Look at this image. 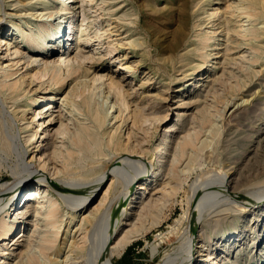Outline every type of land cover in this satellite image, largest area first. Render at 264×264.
I'll return each instance as SVG.
<instances>
[{"label":"rangeland","instance_id":"rangeland-1","mask_svg":"<svg viewBox=\"0 0 264 264\" xmlns=\"http://www.w3.org/2000/svg\"><path fill=\"white\" fill-rule=\"evenodd\" d=\"M41 2L42 0H0V37L9 38L11 25L15 23H19L22 29L15 34V41L24 37L26 32L34 30L36 27L34 24L38 20H33L32 17L43 11L46 14L40 18L45 20L49 11H52L50 7L53 8L55 5L52 1L51 4L47 3L44 5V9H41L43 7ZM226 2L228 0H219L212 6L224 8ZM170 3L166 4L165 0H74L72 4L75 11L63 15V28L65 25L69 35L71 27L68 26L69 22H72L73 36L70 40L64 38L66 42L62 45V50L63 48L65 51L68 48V51L72 50L70 57L77 52L78 30L80 22H84L85 25H88L85 32L88 31L90 37L88 46L79 45L80 53L86 57L84 62L96 67L95 74L111 73L113 76L123 77V83L128 92L131 93L126 97L129 107L123 111L124 115L129 114L131 116H128V119L122 124L123 126L121 125V129L117 128L120 120H115L110 115L107 117L104 126L96 128L98 129L99 141L103 145L104 154L93 155L85 152L80 159L76 156L75 158L71 157V160H68L69 171L65 170L66 172L57 174V178L64 182L63 187H54L50 183L53 181L50 178L53 177V171L62 168V158L66 155V149L72 147L68 136L71 135L74 126L71 123L72 120L66 119L65 108L61 105L60 99L68 87H71L72 81V86H78L80 83L78 79L83 77L68 79V83H65L64 88L57 92V96L52 100L50 99V106L47 111L43 112L47 108V106H45L46 108L43 107L46 102H39L36 110H40L41 113L34 121L29 122L31 115L29 106L32 105L29 100L30 97L41 94L51 83L46 79L47 74L43 76V81L38 79L37 76L40 73H38L40 71L38 61H35L37 64L34 62L27 64L26 56H24L17 63L18 65H15L19 70L13 76L16 78L22 74L26 76H24L26 80H24L23 85L30 78L33 81L30 86L24 87L27 88V93L21 92V88L16 94L18 96L14 95V97L7 92V89H0V129L9 138L7 149L0 142V195L15 184L18 180V175L15 176V172H20L22 164L31 158L28 167L32 168L29 173L33 177L25 181L23 179L17 181V183L19 182V190L13 203L18 202L22 195L26 198L29 189L38 191L41 197L29 198V203L25 207L29 205L31 210L19 219L21 227L23 223L27 224V232V229L32 230L35 225L42 224V214H35L33 207L38 204V201L45 200L51 194L57 198L60 206L59 217L63 218L59 221V239L64 235L67 227L70 229L74 222H78V217L83 211L94 210L92 224L87 227V237L85 240L81 238L80 242L87 247L86 254L88 257L84 264L87 262H89L88 264H101L99 250L104 230L109 226V223L113 226L111 243H115L123 231L132 227V224H124V221L131 220L133 223L140 213V207L134 208L135 203H137L134 201L142 199L143 190L137 188V185L143 182L145 177L136 178L134 180L136 182L132 183L129 182L127 176L120 175L118 180L114 178V187L104 198L103 192L111 180L112 172L107 171V174L102 176L101 182L91 194L90 189L74 190L75 187L73 186L76 184L83 188H91V183H95V180L99 179L100 175L106 172V169L109 170L110 165L116 159L123 158V160L132 161V168L140 170V172L148 169L150 171L149 178L152 176L149 185L153 188L157 186L159 181H163L169 168L176 167L177 175L172 178L174 182L171 184L177 182V191L170 194L164 193V195L162 192L156 193L151 196L152 199L151 197L148 199L150 200L149 205L154 204L155 199L159 197L162 199V196L165 198V202L160 210L156 209L151 215L148 214L147 216L142 210L145 217L142 215L143 221H141L144 222L145 229L141 228L140 235L138 233L132 236L131 241L125 245L121 253L112 257V262L114 264H184L189 247L187 238L189 234L188 224H190L191 210L193 209L191 204L196 199V193L199 196L203 193L215 192L221 185H227L238 193L240 191L239 194L246 197L248 201H241L233 197L230 199L228 197L222 198L216 194L209 199V202L207 200L200 205L202 207L198 205L200 208L198 207L197 216L200 214L198 219L201 220L199 230L200 228L204 230L203 239L206 244H213L212 246L217 244V248H219L217 251L218 258L222 257V264H264L259 253L262 241L257 236L258 224L260 221L261 223L264 222V36L258 62H250L241 56L243 51L239 48L238 51L231 54L232 58L227 60H224L222 56L217 58L221 61L214 63L216 67H209V75H207L208 67L196 75L187 66L177 69L170 62H161L158 49L151 47L149 54L147 50V48L149 49L147 40L150 29L154 30V33L157 30L155 36H160L162 32L164 36L167 29L175 26V23L171 26L168 25L169 21L174 20V16L170 17L172 12L166 10V7L171 5ZM178 3L179 0H176L173 6L175 7ZM189 3L186 7L185 17L187 38L185 37L184 43L186 44L194 29L193 4ZM162 6L165 8L162 9ZM152 7L156 12V17L155 20L151 21L149 13H151ZM54 17L47 18V28H50V22L55 23L57 21ZM28 21H30V27ZM260 23L264 24V17ZM93 28H99L98 33L101 31L100 34L97 33L99 38ZM88 36H83V40H87ZM129 41L132 44H128ZM166 41L167 39L163 42ZM185 45H181L179 47L181 49L178 48L177 52H185V48H183ZM26 48L25 46L19 47L22 51H26ZM10 50L12 51V48ZM60 53L62 52L57 54ZM247 53L250 58L252 53L250 51ZM57 54L55 53V56ZM124 55H128L127 61L129 64L132 62L135 70L128 71V69L120 70L118 68L119 59ZM37 56L41 58L44 54L39 53ZM150 59L154 62H151ZM92 69L94 68H91V71H93ZM31 74L32 76H30ZM36 86L39 87L38 91L33 93L32 89ZM237 103H242L243 107L239 111L236 109L232 114L231 112ZM78 105L80 107H77V110L82 107L81 103ZM134 109L142 110L139 118L136 117L137 121H139L140 116L142 120L137 122L135 119L133 123L130 113ZM77 110H74L77 118L87 124L92 122L87 111L84 112V110L83 113L78 111L77 113ZM116 111L113 109L112 114H116ZM21 115L22 117H20ZM38 117L41 118L38 119ZM158 117L161 118L156 119ZM60 118H62V124ZM47 120L51 121V124H47ZM40 122L43 126H40ZM38 125L39 127H37ZM133 125L134 127H132ZM34 126L38 128L35 138L24 143V139L28 137L31 133L30 129ZM166 126H171L173 129L163 137L164 141L167 142L163 157L166 154L167 160L163 158L160 162L156 146L160 143L162 132ZM211 126L213 128L218 127L215 130L217 133H213V137L209 133ZM115 130L120 131V134L117 135ZM127 131L129 134L131 133V137ZM127 134L130 138L125 151L116 152L106 147L110 135L116 138L118 136L121 142H125ZM184 137L189 139L192 145L186 149L182 156H179L178 151L175 152L176 143ZM20 146L26 148L23 156L19 152ZM174 157L177 159L179 157L180 161L176 163V166H171ZM40 160L45 162L44 167L46 168L42 173L45 175V181L39 180L33 175L39 168ZM153 177L157 180L153 181ZM127 188H129L127 195H123ZM244 193L246 194L244 195ZM86 196L87 199L83 202ZM122 197L123 199H120ZM11 201L12 198L2 207L0 216L4 213V209H10L8 204ZM236 201L248 203L247 206L240 208L236 205L238 203ZM22 202H18V207L21 206ZM260 206L261 209L258 208ZM71 212L75 214V219L74 222L71 221L68 224L66 221ZM15 214L13 212L12 215ZM256 218H259L258 224H256ZM19 222H17V226ZM238 230L242 237L234 242L227 254L223 250L225 236H230ZM82 235L81 233L78 237H82ZM21 238L23 239L13 244H11L13 242L11 238V240L6 239L5 244L0 245V253L2 250L8 252L4 255L8 264L13 263L17 259L18 253L25 247L26 237L22 236ZM197 241L194 242L195 245L198 243ZM0 257H2L1 254ZM195 264L199 263L196 262Z\"/></svg>","mask_w":264,"mask_h":264},{"label":"bare ground","instance_id":"bare-ground-1","mask_svg":"<svg viewBox=\"0 0 264 264\" xmlns=\"http://www.w3.org/2000/svg\"><path fill=\"white\" fill-rule=\"evenodd\" d=\"M52 1H54L55 5L53 6V8L50 7V10L52 11H49V13L46 16V19L43 20L40 18L41 16L45 15L46 12L41 11L39 13H36L35 17H32L33 20H38V22L34 24L36 27L34 30H30L26 32L24 37L16 41L14 40L15 34L22 30L20 28L19 23H15L11 25V29H10L11 32L9 38L5 39L3 37H0V89L1 90L7 89V92H9L13 97L14 95L18 94L21 88H22L21 92L24 91L27 93L28 90L27 88L24 87L26 85L30 86V83L33 81V79L32 78H30V80L28 79V82L25 85H23L24 80H26V78L24 79L25 75L23 76L22 74L17 78L16 76H13L19 70L17 66L15 67V65H18L17 63L21 61V59H23L24 56H26L25 61L27 62V64L32 62L35 63V61L39 62L38 67L40 68V71H38V73L39 72L40 73L38 74V76L37 75L36 76L40 81H43L42 79L43 76L47 74L46 79H48L49 83L51 84L49 87L45 88L48 91L45 90L41 94L39 93V95H34L33 97H30L29 100L32 105L29 106L31 112V115L29 117L30 118L29 122H31L32 120L34 121L36 117L41 113L40 110H36L37 106H39L37 105L39 104V102H46V105H44L43 107L47 106V108L45 107L46 109L43 112L47 111L50 106L49 104L50 99L52 100L57 96V92H59L60 89L64 88V84L68 83L67 82L68 79H71V77L72 79H76V77H81V76L83 77L82 79H78L79 82L81 83V84L79 83L80 85L78 84V86L75 87L72 86L73 84L72 81L71 87H68V90L64 93V95H62L60 99L61 105H63V107L65 108L64 115L67 116L66 119L70 121L72 120L71 123L74 126L71 135L68 136L72 147L66 149V155H64V157L62 158L63 161L61 160L62 168L53 171V177L50 178L51 180H53L50 181V183H52L54 187H63L64 182L63 180L57 178V174L63 171L64 172L69 171L68 160L69 159L71 160V157L75 158L76 156L78 159H80L85 152L91 153L93 155L104 154L103 145H101L102 143L99 141L98 129L96 128H100L104 126L107 117L110 115L115 120L118 119L120 120L117 126V128H119L120 130L121 125L126 121V119H128V116H131L129 114L128 115L125 114L126 115L125 116L123 114V111H125L129 107V102L127 101L126 97L131 93H129L127 88L125 87V84L123 83V77H116L113 76L111 73L95 74L96 67L93 66L92 64H87L86 62H84V58L86 57L82 53H80L79 45L88 46L90 44L89 43L90 37L88 36V31H86L87 33L85 32L86 28L88 29L87 27L88 25H85L84 22H80V26H79L80 28L78 30L79 35L76 41L77 43L76 49L78 48L77 52L72 57H70V53L72 50L68 51L69 48L66 51L64 48L62 50V45L64 44V42H66L64 38L66 37L65 39L70 40L72 39L73 36V25L71 24L72 22H69L68 27H71V30L68 35L67 33L69 31H66L65 25L63 28L62 17H64L63 15H66L69 12L75 11L74 6L72 4L74 0H42L41 3L43 7L41 9H44L45 4L47 3L51 4ZM165 1L166 4H169V2H171L170 3L171 5L167 6L166 10L172 12V15H170V17L174 16V20L169 21L168 25L171 26L173 25V23H175V26L174 27L172 26V28L167 29L164 32V36L162 32L163 29L161 31L162 33L160 32L161 33L160 36L159 35L155 36L157 30L154 33V30L152 31L150 29L149 37L147 40V45L149 46V49L147 48L148 54L151 51L150 48L154 47L155 49H158L160 51L159 54L161 55L160 57L162 60L161 62H168V63L170 62V64L174 67H177V69L187 66L189 67L188 69H190L191 72L195 75L198 74V72H200L202 69L207 67H208L207 75H209L208 72L209 67H214L215 66L214 63L221 61V60H217V58H220L221 56L223 57L224 60L232 58L231 54L238 51L239 48L241 51H243L242 52L243 54L241 56H244L250 62H258L263 47L262 41L264 36V24L262 25L260 22H262V19L264 17V0H228V2H226V4L224 5V8H221L220 6H215V7L212 6L213 4L218 3L219 0H179V3L175 7L173 6V4L175 3L176 0H165ZM189 2L193 4L194 29L192 30L193 33L191 34V38L187 40V44H186L184 43L185 37L187 38L185 17H186V7ZM161 8L164 9L165 6L164 8L163 6ZM150 10L151 13H149V18L152 21L155 20L156 12L153 7ZM54 15H56V17H54ZM49 17L50 18L54 17V19L56 18L57 21L55 23L50 22V28H47L46 20ZM27 23L28 26L30 27L29 24L30 21H28ZM93 29L95 30L97 35L99 28H93ZM100 33L101 31L98 34ZM83 36L84 37L88 36L87 40H83ZM166 39L167 41L164 43L163 41H165ZM130 41L128 42V44H132V42ZM222 44H224V46H222ZM181 45H185L183 46V48H185V52L178 53L177 52L178 48ZM23 46L27 47L26 51L25 50L22 51L21 49H19V47H23ZM11 48L12 51L10 50ZM247 49L252 53L250 58L248 57L249 55L247 53L248 52ZM58 52H62V53L57 54ZM39 53L44 54V56L38 58L37 55H39ZM55 53L57 54L56 56ZM127 56L128 55H124L121 59H119L118 68L120 70L128 69V71L129 70L133 71L135 70V66L131 64L132 62L129 64V62L127 61L128 58ZM240 60L242 61V59ZM176 62L178 63L176 64ZM91 68H94L92 69L93 71H91ZM245 69H247V67H245ZM92 72L94 73L92 74ZM89 75L90 77H88ZM30 76H32V74ZM74 82H75L74 84H76V81ZM38 88L37 86L36 88H33L32 89L33 93L35 91H38ZM10 97L8 98L10 99ZM76 97L78 98L80 97V98L78 99ZM79 103H81L82 107L79 110H77L80 107L78 105ZM242 107H243L242 103L240 104L237 103V106L235 107L234 110H232L231 113L234 114V111H236V109H238L237 111H239L242 109ZM113 109L117 110L118 112L116 111V114H112ZM74 110L75 111L77 110V113L78 111L81 113H83L84 110H85L84 112L87 111L89 113L88 115H90L92 122L90 124H87L81 121L79 118H77L76 112ZM141 111L142 110H136V109L132 110L130 114H132L133 123L135 122L137 116H138L137 118H139V115H141L142 113ZM84 115H86V113H84ZM20 117H22V115ZM20 117L19 119H21ZM39 118L41 117H38V119ZM160 118L161 117H158L156 119H160ZM60 119H61L60 123L62 124V118ZM86 119H88V117ZM137 120L138 119H136V121ZM141 120L142 119L140 116L139 121ZM47 124H51V121H48ZM41 125L42 124L40 122V126ZM37 127H39V125ZM132 127H134V125ZM217 128H213L211 126V128L209 129V133L211 137H213V133H217L215 131ZM172 129L173 127L171 126H166L164 128L162 132V137L160 138V143L156 146V149L158 150V158H159L157 159L159 161L163 160V158H166L164 160H167V157H165L166 154L163 157L167 145V142L164 141L165 139H163V137H165V134L168 131H171ZM30 130L31 133L28 135V137L24 139L25 140L24 143L30 142L32 138H35L38 132V128H35V126ZM115 132L117 131L115 130ZM116 134L117 135L120 134V131H118ZM128 134L126 136L127 138L125 137L126 138L125 142H121L117 135H116L117 138L110 135V138L106 143V147L108 149H113L116 152L125 151L128 147V140L131 137L130 135L131 133L129 134L130 137L128 136ZM0 142L2 143L4 148L7 149L9 147L8 146L9 138L2 129H0ZM176 144L177 146L175 147L176 148L175 152L178 151L179 156H182L186 151V149L192 145L191 141L189 139H186L185 137L182 138L181 141H178ZM19 148H20L19 152L23 156L26 151V148L25 146L24 148H22L21 146ZM31 160L32 159L30 158L28 161H25V163L22 164L20 172H15V176L18 175L17 179L19 181L20 179H23V181H25L33 177L29 173V171L32 170V168L28 167V164L31 162ZM178 161H180V158L178 157L177 159V157L176 158L174 157L173 161H171V166H176V163ZM44 163L45 162H43V160H40L38 163L39 168L38 170L36 169V173L33 174L35 175L34 177L43 181H45L44 180L45 175L42 173L44 172V168H46L44 167ZM132 163H133L132 161L123 160V158L119 160L116 159V161H113L112 165H110L109 170L106 169L105 170L106 172L103 175L101 174L99 179L95 180L96 182L94 181L95 183L93 182L91 183L92 185L91 188L90 187L83 188L81 186H77L76 184L73 186L75 187L74 190L90 189V194H91V192H93V190L96 189V186L101 182L102 176L107 174V171L112 172V177L110 178L111 180L107 188L103 192L104 195L103 198H104L105 195L109 194L111 189L114 187L113 184L114 178L118 180L120 175L127 176L129 182L132 183V182H136L134 181L136 178L145 177L144 181L140 182L137 185V188L143 190L142 199L138 201H134L137 202L135 203L134 208L140 207V213H138V217L136 218V221H133V223L131 220L124 221V224H128V225L132 224V227H130V229L123 231L120 238L115 243H111L113 238L111 234L113 226L110 223L109 226L106 227V229L104 230V234H102L103 237L100 243L99 256L103 264H114L112 262V257L114 255L118 256L125 247V245L129 241H131V237L137 235L140 230L142 231L141 228L145 229L143 225L144 222L142 223L143 221V219L141 218L142 215H144L145 213L147 216L148 214L151 215L153 214V212L156 211V209L160 210L162 208L165 202L164 201L165 198L163 196L162 199L161 197L155 199L154 204L152 205L148 204L150 201L148 199L152 195L160 192H162V195H164V193L170 194L177 191L176 190L178 186L177 182L171 184V182H174L172 181L173 180L172 178L177 175V172L175 171L176 167L169 168L167 170L166 176L164 177L163 181H159L155 189L153 187H150L149 185L151 184V180H152L150 179L152 178V176L149 178L150 171L148 169H144L143 172H140V170H136L135 168H132L133 166ZM154 180L157 179L154 178L153 181ZM17 181L7 191L3 192L0 195L1 196L0 210L2 209V207H4L7 204L9 199L12 198V201L8 204L11 210L4 209V213H2L0 216V245H4L6 239L8 240L11 238L13 241L11 244H13L15 242H18L20 239L22 240L23 239L21 238L22 236L26 237L24 249L18 253L17 259L11 264H84V261L87 260L88 257L86 254L87 247L85 245H82L80 240L82 239L85 240L87 237L86 235L87 227L88 225L92 224V220L94 217V213H93L94 210L93 211L87 210L86 212L83 211V213L81 212L82 214L78 217L79 219L78 222H74L75 214L72 212L69 213L68 220L66 221V223L70 224L71 221H73L74 223L70 226V229L68 227L67 229H65L64 235H62L59 239L58 237V233L60 231L59 221L63 220V218L59 217L60 206L57 201V198L51 194V196L50 195L47 196L45 200H41L40 202L38 201V204L34 205L33 207L35 214H42L41 215L42 224L40 223V225H35L32 230L27 229L26 232L27 224L25 225L23 223L21 227V223L19 222V219L23 218V215L29 212V210H31V206L29 207L28 205L25 207V205L29 203L28 201L29 198L33 196L35 197L37 196L41 197V196L39 195L38 191H32L31 189H29L26 198L23 195L19 198L18 202H22V201L23 202L21 206L18 207L17 201L13 203V201L15 200V196L17 195L19 190V182L17 183ZM263 181H264V177H263ZM69 186H71V184H69ZM168 186L169 188H167ZM217 189L218 190L215 192L203 193V194L200 190L202 195L198 196V194L196 193L198 197L195 195L196 199L194 201L192 200L193 203L191 204V207L193 209L191 210L190 224H188L189 234L187 238V240L189 241L187 245L189 247L187 250L186 260L184 264H195L196 262H198L199 264H222L221 263L222 257L218 258L219 254L217 251L219 248H217V244H215L214 246H212L213 244L211 245L206 244V241L203 239L204 230H202V228H200L199 230V226L201 225V220L199 221L198 219L200 214L197 216L198 207L204 204L207 200L209 202V199L211 197H214L216 194L217 196H221L222 198L228 197V199H230L233 197L235 199L236 198L240 199L241 201H248V200L246 199V197H243L241 194H239L241 193L240 191L238 193L234 191L232 188H230V186L227 187V185L225 186L221 185V187ZM125 190H126L125 194L123 195H127L129 188ZM245 194L246 193H244V195ZM123 197L120 199H123ZM86 199L87 196L86 198H84L83 202H85ZM236 202H238L236 203V205H238L240 208L243 206H247L248 203V202L240 203V201H236ZM23 206L25 208H22ZM258 208L261 209V206ZM142 210H144L145 213L144 212L142 213ZM13 212H15L16 214L12 215ZM255 220L257 221L256 224H258L259 218H256ZM17 222H19L18 226H17ZM259 224L257 229V236L259 237V240L261 239L262 241V246L259 249V253L262 259L264 260V239H263L264 222L261 223L260 221ZM42 226L44 228H41ZM77 232L79 233L76 235ZM238 232H234L230 236H225L224 239L225 242L223 243V250L227 254L229 253V250L231 246L234 244V242L236 240L241 239L242 236L240 232L239 233ZM81 233L83 234L82 237L81 236L78 237ZM231 237L233 238L231 239ZM195 241L198 242L196 245L194 244ZM193 244L195 246L192 249ZM2 249H6V248H2ZM7 253L8 252L6 250H2V253H0L2 256L0 257V264H8V261L4 256ZM88 263L89 262H87V264Z\"/></svg>","mask_w":264,"mask_h":264}]
</instances>
